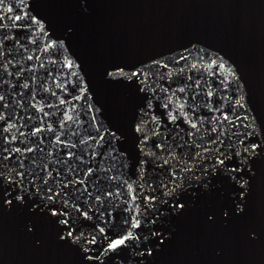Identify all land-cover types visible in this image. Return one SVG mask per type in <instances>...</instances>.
<instances>
[{
    "label": "water",
    "instance_id": "95a60500",
    "mask_svg": "<svg viewBox=\"0 0 264 264\" xmlns=\"http://www.w3.org/2000/svg\"><path fill=\"white\" fill-rule=\"evenodd\" d=\"M0 12V173L27 190L0 205V264H264V149L253 169L237 164L242 212L239 177L210 170V157L239 161L264 144V0H4ZM144 65L153 75L129 78ZM37 189L68 212L67 226ZM89 201L105 227L83 245L90 262L57 235L89 238L94 224L72 207ZM133 214L140 239L103 249Z\"/></svg>",
    "mask_w": 264,
    "mask_h": 264
},
{
    "label": "snow or ice",
    "instance_id": "6c2138e0",
    "mask_svg": "<svg viewBox=\"0 0 264 264\" xmlns=\"http://www.w3.org/2000/svg\"><path fill=\"white\" fill-rule=\"evenodd\" d=\"M4 0H0V6L3 5ZM10 10V9H9ZM4 13L0 12V16H3ZM19 19V18H17ZM149 63L151 64H155V61H150ZM160 63L162 64L163 61H160ZM147 66H132L130 71H131V76L129 77L130 79L137 76L138 74L140 76L143 77L144 80L148 79V76L153 75V73H151V71L147 72V74H145V72L143 71L144 68H146ZM143 84H142V88H143ZM149 105H150V101H149ZM225 115L227 116V113H225ZM152 119H155V117H152ZM169 120H174L175 117L172 115L168 116ZM188 123L190 124H195V121H188ZM49 127H52L51 125H49ZM135 128L137 131L141 130V125L139 123H137L135 125ZM33 131H36V129H33ZM143 140H147L148 137L147 136H142ZM231 147V146H229ZM249 149H253L256 150L255 152H250ZM261 149H264V144H261L259 147L256 143H251L248 147H244L242 150L244 153H246V155L240 157L239 161H237L236 159H234V156H239V153H234V154H225V153H220L218 155H215L214 157H210V159L214 160V164L211 166V171H220L222 170L225 174L226 177L227 176H231L233 180H236L237 177H239L238 183L240 185L243 186V189L241 191H239L238 194V198H243L240 199L239 203H234L233 204V208L235 209L236 212H242L243 211V207L245 206V194L248 191V181H246L245 176H247V173H245L244 175H241V173L239 172V170L237 169V164L239 163L241 165V167L244 164H248L249 169H253L252 164L250 163V161L252 159H254V157L259 153V151ZM9 155H11V153H9ZM67 155L71 156L73 155V153L68 152ZM33 163H35V161H33ZM141 163H143V161H141ZM47 167V166H45ZM207 167V165H206ZM67 171V169L65 170ZM93 171L92 168H88L87 172L85 173V175H87L88 173H91ZM233 173H235V175H233ZM19 175V174H17ZM51 173H47V175H45L44 177V181L48 182V178L51 176ZM57 175H59V173H57ZM172 176H176V172L172 171L171 172ZM204 175L206 176L207 173H204ZM0 177H3V173H0ZM4 180V186L5 187H9V192L8 193H4L2 191V189H0V205L3 204H10L14 201H21L24 199V194L26 193V189H23V184L22 181L20 180H15V182L9 186L7 184V181H12L14 180V177L9 175L7 177H3ZM80 180L79 176H76V178L74 180L68 181L67 179L61 181V183H68V184H72L75 185L77 181ZM83 183V182H81ZM173 183H175V181H173ZM20 185V188L23 189V192L21 194H17L13 196V192L16 189V186ZM33 187H35V185H33ZM54 187L57 189V191H60V186L59 185H54ZM84 187H86V185H84ZM128 187H131V185H129ZM74 191H79L78 189H73ZM47 191L49 193L52 192V188L49 187L47 189ZM37 192H39V194L43 197V199L37 201V204H45V208L44 211L46 212H50L51 214V219L54 220H58L59 223L63 226H67L70 221L69 219H60V216L63 215L64 217L68 216V212L64 211L62 207H60V205L56 204V203H47L48 201H52L54 199V197L52 195H45L44 191H42L41 189H37ZM9 193H11V195H9ZM8 196L9 199H5V196ZM148 199L151 200H156L157 197L155 195L147 197ZM172 199H177L178 197L172 196L170 197ZM95 199L97 201H100L101 197L100 196H96ZM68 201L66 199L62 200V204L67 205ZM129 203L131 204V201H129ZM37 205H33V207L35 208ZM72 207L74 209H76V215L77 218L79 217H83L85 219H80V223L81 224H88L89 221H92V223L94 224V228L93 231L91 233H89V238L85 239L84 238V230H81L79 235H74V230H69L67 228H63L60 232H58V239L65 241L68 238L71 239L72 241V246L76 247L77 245H79L82 248L81 251V255L85 257V260L90 262L93 261L95 259L94 256L92 255H86L85 253H88L90 251H92V249L90 248H85L83 247V245H87V244H93L95 243V236L100 234V233H105V227L101 225V223H97L95 218H96V213H92L90 215V210L92 209L93 205L92 203L89 201L88 203L84 204L83 206L80 203H74L72 205ZM184 207L183 204H174L173 208L174 209H182ZM99 210H97L98 212ZM99 215H103V213H99ZM225 215H227V213H225ZM212 217H209V219H211ZM73 224L76 223V220L73 219L71 221ZM104 223L106 224L107 221L105 220ZM141 220L136 218V215L133 214L129 220H125L123 222V229L121 232H111V229L108 230V234L103 236V245L101 246L103 249L106 250H114L113 254H116L119 251H123L125 250V248L127 247V242L132 240L133 238H135L136 240H139L140 237L136 234L137 230L139 229V226H141ZM77 229H79V225H77ZM149 231V236L155 237L157 235V233L151 231L150 229ZM165 239V235L161 234L159 236V240L163 241ZM83 242V243H81ZM145 243H151V241H148L147 237H145V241L141 242V244L139 245V247L141 248V251L143 252L145 250ZM146 251L149 254H154V249L152 247H147Z\"/></svg>",
    "mask_w": 264,
    "mask_h": 264
}]
</instances>
